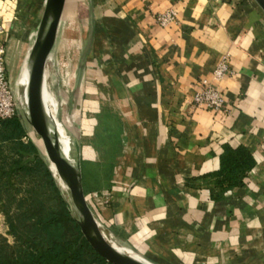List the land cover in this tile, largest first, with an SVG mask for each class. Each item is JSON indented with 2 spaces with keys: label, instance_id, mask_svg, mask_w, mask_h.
Segmentation results:
<instances>
[{
  "label": "crops",
  "instance_id": "crops-1",
  "mask_svg": "<svg viewBox=\"0 0 264 264\" xmlns=\"http://www.w3.org/2000/svg\"><path fill=\"white\" fill-rule=\"evenodd\" d=\"M85 2L77 91L118 114L122 129L98 218L152 264H264V12L255 0ZM2 4L8 38L13 23ZM170 8L177 20L162 27L156 16ZM224 56L234 72L219 83L226 111L191 108ZM15 68L8 63L14 89ZM87 147L93 155L82 148L81 158L94 161ZM238 148L252 166L228 186L219 171L226 150Z\"/></svg>",
  "mask_w": 264,
  "mask_h": 264
},
{
  "label": "trees",
  "instance_id": "trees-1",
  "mask_svg": "<svg viewBox=\"0 0 264 264\" xmlns=\"http://www.w3.org/2000/svg\"><path fill=\"white\" fill-rule=\"evenodd\" d=\"M20 117L0 120V210L11 237L0 234V264H112L84 237L39 148L23 141ZM251 162L245 149H227L219 175L236 185Z\"/></svg>",
  "mask_w": 264,
  "mask_h": 264
},
{
  "label": "rangeland",
  "instance_id": "rangeland-1",
  "mask_svg": "<svg viewBox=\"0 0 264 264\" xmlns=\"http://www.w3.org/2000/svg\"><path fill=\"white\" fill-rule=\"evenodd\" d=\"M67 1L59 25L56 44L46 63L48 73L46 84L57 101V118L68 137L70 148L73 144L69 133L79 139L85 157L93 155L92 150L87 146H91L98 154L94 161H86L81 158V168L87 202L96 218L99 219L98 210L94 209L92 204L94 201L92 193L105 192L110 200L109 188L114 185L115 169L118 166L117 157L121 150V120L119 115L111 109H105L102 105L97 107L90 105L91 100L84 96L80 97L77 91L79 62L83 57V42L87 32L84 20L87 8L86 0ZM2 3L1 8L3 5L7 7L13 23L7 43L9 68L15 66L16 73L21 75L22 64L27 60L36 38L46 0H2ZM15 87H17L15 90L19 89V86ZM23 113V120L27 128V138L24 141L32 140L39 148L56 180L68 194L69 184L61 180L53 169V165L46 155L42 138L27 122L24 109ZM28 161L32 162V158H29ZM105 232L109 233L108 228ZM0 234L6 235L11 240L7 230ZM126 251L129 254H134ZM134 256L145 260L137 254Z\"/></svg>",
  "mask_w": 264,
  "mask_h": 264
},
{
  "label": "water",
  "instance_id": "water-1",
  "mask_svg": "<svg viewBox=\"0 0 264 264\" xmlns=\"http://www.w3.org/2000/svg\"><path fill=\"white\" fill-rule=\"evenodd\" d=\"M264 11V0H255ZM67 0H46L45 8L37 29L36 38L27 59L25 87L28 106H24L27 122L42 138L47 157L64 174L70 189L72 215L84 237L92 248L112 264H152L138 260L127 253L118 251L101 232L94 213L85 196L79 139L69 133L72 148L65 154L47 115L45 69L57 40L59 25Z\"/></svg>",
  "mask_w": 264,
  "mask_h": 264
},
{
  "label": "built area",
  "instance_id": "built-area-1",
  "mask_svg": "<svg viewBox=\"0 0 264 264\" xmlns=\"http://www.w3.org/2000/svg\"><path fill=\"white\" fill-rule=\"evenodd\" d=\"M176 20L177 12L171 8L158 13L156 16L157 23L162 27L169 26L176 22ZM7 43L8 38L6 36V30L4 26L0 24V120L9 119L17 115L22 118L24 117V105H22L20 101V89H14L8 74ZM228 75H234V72L230 68L228 58L224 56L212 71L211 76L204 78L201 81V89L196 92L193 98L189 101L191 108H205L213 114H222L225 112V98L219 87V83ZM108 197V194L105 192L92 193V198L94 200L92 201V204L94 209L97 210L106 206L109 202ZM96 220L105 238L111 244L118 245L114 236L111 233L107 234L105 232L107 227L103 221L97 218Z\"/></svg>",
  "mask_w": 264,
  "mask_h": 264
},
{
  "label": "bare ground",
  "instance_id": "bare-ground-1",
  "mask_svg": "<svg viewBox=\"0 0 264 264\" xmlns=\"http://www.w3.org/2000/svg\"><path fill=\"white\" fill-rule=\"evenodd\" d=\"M26 67L27 66H25V68H24V70L20 76V81H19V89H20V95H21L20 101H21V104L24 106H28V96H27L26 90H25V87L27 84ZM47 76H48V73H47V70L45 69V83H46ZM44 97L46 100L47 115H48L49 120L51 122L52 128H53L54 132L56 133L65 154H68L69 150H70V143H69L68 137L65 135L64 128L61 126L59 119L57 118V113H56L57 101H56L54 95L52 94V92L48 86L46 87V90L44 92ZM50 162L52 163L53 169L55 170V172H57L59 178L68 183L64 174L56 167V165L51 160H50ZM69 189H70V186H69ZM114 247L118 251L129 254L123 247H120L116 244L114 245ZM129 255L135 259H138L134 256V254H129ZM138 260H142V259L139 258Z\"/></svg>",
  "mask_w": 264,
  "mask_h": 264
}]
</instances>
